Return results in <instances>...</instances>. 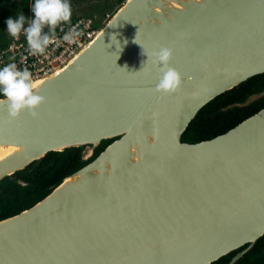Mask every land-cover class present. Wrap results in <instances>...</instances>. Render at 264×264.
<instances>
[{"label": "water", "instance_id": "1", "mask_svg": "<svg viewBox=\"0 0 264 264\" xmlns=\"http://www.w3.org/2000/svg\"><path fill=\"white\" fill-rule=\"evenodd\" d=\"M160 46L181 77L172 93L156 90L146 55ZM263 72L264 0H123L33 80L45 98L36 118L10 120L0 105V181L50 151L83 147L86 161L113 139L0 219V264H212L244 246L234 264L264 234V107L209 139L181 135L206 103Z\"/></svg>", "mask_w": 264, "mask_h": 264}, {"label": "trees", "instance_id": "2", "mask_svg": "<svg viewBox=\"0 0 264 264\" xmlns=\"http://www.w3.org/2000/svg\"><path fill=\"white\" fill-rule=\"evenodd\" d=\"M122 1L120 0V2ZM30 3L34 4L35 0H0V47L5 46L11 36L7 32L6 20L9 18L16 20L20 15H23L25 24ZM72 18H70L71 22L75 20V17L73 20ZM94 25H98V23L94 22ZM263 89L264 72L254 75L232 89L217 95L197 112L182 133L181 140L197 142L225 132L264 107V97L242 107H232L226 110L223 107L243 101L251 93ZM112 140H103L94 149L95 155ZM82 148L72 147L63 151H50L39 160L28 164L24 169L13 173V178L4 177L0 181V219L31 206L48 193L53 184L85 164L86 162L81 159ZM18 180H22L26 184L22 185ZM243 247L229 252L212 264H224ZM234 264H264V234Z\"/></svg>", "mask_w": 264, "mask_h": 264}, {"label": "clouds", "instance_id": "3", "mask_svg": "<svg viewBox=\"0 0 264 264\" xmlns=\"http://www.w3.org/2000/svg\"><path fill=\"white\" fill-rule=\"evenodd\" d=\"M31 10L34 13V19L28 27H24L25 17L20 15L16 20L12 18L6 20L7 32L12 37L18 38L23 29L30 54L44 55L46 48L56 42L54 39L56 27L61 22L70 21L71 7L68 0H35ZM46 25L49 33L43 32ZM80 35L81 32L76 27H72L62 39L68 44H73ZM171 54L172 50L163 46L151 54H146L148 59H152L159 73L156 90L164 93L175 92L181 83L180 74L169 66ZM36 88L37 84L33 81L29 70H17L14 63L0 68V95L4 97L0 99V105L6 106L10 120L18 118L21 111L25 110L33 118L37 117L35 109L44 102L45 98L37 94Z\"/></svg>", "mask_w": 264, "mask_h": 264}, {"label": "built area", "instance_id": "4", "mask_svg": "<svg viewBox=\"0 0 264 264\" xmlns=\"http://www.w3.org/2000/svg\"><path fill=\"white\" fill-rule=\"evenodd\" d=\"M32 3L29 5L28 18L24 24V27H28L31 20L34 19V13L32 12ZM98 25H94V22L90 19L83 20L78 19L72 22H61L55 30V43L50 44L44 55H32L26 41V34L23 29L18 36L14 38L10 36L7 44L0 47V68L8 64H16L17 70L23 71L27 69L32 74V79H38L53 69L59 67L71 57L79 47H81L88 39H90L97 30ZM72 27H76L81 35L77 38L73 44H68L63 41V35ZM44 33H49V28L46 25L43 28Z\"/></svg>", "mask_w": 264, "mask_h": 264}, {"label": "rangeland", "instance_id": "5", "mask_svg": "<svg viewBox=\"0 0 264 264\" xmlns=\"http://www.w3.org/2000/svg\"><path fill=\"white\" fill-rule=\"evenodd\" d=\"M68 3L71 7V18L73 17L72 20L74 17L75 20L90 19L93 22H97V27H99L120 5L121 2L120 0H68Z\"/></svg>", "mask_w": 264, "mask_h": 264}, {"label": "flooded vegetation", "instance_id": "6", "mask_svg": "<svg viewBox=\"0 0 264 264\" xmlns=\"http://www.w3.org/2000/svg\"><path fill=\"white\" fill-rule=\"evenodd\" d=\"M94 156H95V150L93 151V154L86 161H83V160L82 161L87 162V161L91 160ZM10 178H13V176L11 175Z\"/></svg>", "mask_w": 264, "mask_h": 264}]
</instances>
